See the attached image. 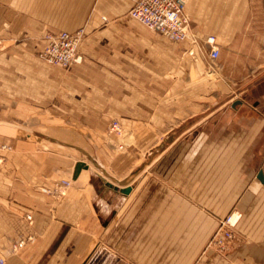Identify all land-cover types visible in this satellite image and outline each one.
Wrapping results in <instances>:
<instances>
[{"label":"crops","instance_id":"crops-1","mask_svg":"<svg viewBox=\"0 0 264 264\" xmlns=\"http://www.w3.org/2000/svg\"><path fill=\"white\" fill-rule=\"evenodd\" d=\"M135 1L0 0V244L22 242L4 264H264L258 7L189 0V35L219 48L208 60L132 19ZM78 29L77 62L38 57L46 34ZM110 118L133 138L116 157ZM68 179L62 197L44 191ZM232 212L229 249L207 248Z\"/></svg>","mask_w":264,"mask_h":264},{"label":"built area","instance_id":"built-area-1","mask_svg":"<svg viewBox=\"0 0 264 264\" xmlns=\"http://www.w3.org/2000/svg\"><path fill=\"white\" fill-rule=\"evenodd\" d=\"M189 0H136L130 10L129 16L141 23L148 29L155 31L172 42H181L191 39L192 44H199L201 52L206 53L210 60L219 56V48L215 44L214 37L208 36L204 41L199 42L189 35V18L186 13V6ZM84 36V30L78 29L72 32L60 31L57 34H46L45 45L38 57L48 65L60 68H68L79 60L78 47ZM206 47L208 48L206 50ZM188 54L193 55L189 49ZM110 131L121 134L122 127L118 121H113ZM122 148V146H119ZM69 186L68 180L56 182L52 189H46L55 196L63 194V189ZM31 218L30 215L27 216ZM239 218L235 212L228 214L220 220L206 247L213 248L220 254H224L234 240L233 228ZM22 245V242L13 245V249ZM4 260L0 257V264Z\"/></svg>","mask_w":264,"mask_h":264},{"label":"rangeland","instance_id":"rangeland-1","mask_svg":"<svg viewBox=\"0 0 264 264\" xmlns=\"http://www.w3.org/2000/svg\"><path fill=\"white\" fill-rule=\"evenodd\" d=\"M253 6L254 7H258L256 10H254V12L256 13L255 15H254V17H257L258 19H259V21H261V22H263L264 21V0H254V2H253ZM260 24V23H259ZM262 35V34H261ZM83 38H84V36H83ZM82 41H83V39H82ZM81 41V42H82ZM80 46V45H79ZM78 49H79V47H78ZM208 48L206 47V50H207ZM203 56H205V58L206 59H208V60H210L209 58H208V56L206 55V53H203ZM45 63V62H44ZM209 64L210 65H212V62H209ZM258 64H256V63H253V64H251L249 67L247 66V68H246V70H249V71H255V70H257V66ZM51 66V65H50ZM208 66V65H207ZM60 68V67H59ZM208 68H209V66H208ZM63 69H66V68H63ZM206 77L207 76H210V77H212L213 75H212V69H211V67L208 69V70H206ZM207 97V96H206ZM47 116H49L47 113H46V117ZM46 119H51V118H46ZM118 121L117 119H115V118H110V120H109V123H108V126L106 127V130H107V134H108V146H109V153H110V155H114L115 157L116 156H118V155H120V154H123V153H126L127 152V150H128V147L132 144V142H133V138H132V135L128 132V130L127 129H125V128H123L122 127V132H121V134H116L115 132H111L110 131V126H111V123L113 122V121ZM119 123V122H118ZM111 133H114L115 134V137L114 136H112V135H110ZM119 146H122V148H119ZM2 147H4V150L5 149H7L9 152H8V154H10L11 152H12V148H11V146L9 145H7V146H2ZM3 150V148L1 149V144H0V154H5L6 152H3L4 151ZM7 154V153H6ZM84 161H87L88 163H90L88 160H85L84 159ZM94 169H95V171H97V172H101L102 171V169L99 167V164H94ZM105 171L107 170V168L106 169H104ZM115 177V176H114ZM97 178V176L95 175L94 176V180H96V182L98 183L100 180L99 179H96ZM115 179V178H114ZM69 180V182L71 183V185H72V181L70 180V179H68ZM93 180V181H94ZM106 181V180H105ZM115 181V180H114ZM107 182H109V181H107ZM69 183V184H70ZM71 187V186H70ZM69 187V188H70ZM68 189V188H67ZM67 189H63V194H64V192H66V190ZM63 195H60L59 197H62ZM58 196H55V198H59ZM99 219H100V216H99ZM98 230L100 231L101 230V224H100V222H98ZM20 228H18V230H19ZM210 240V239H209ZM16 241H18V240H12L10 243H9V245L8 246H5V245H3L2 243L0 244V252H8V250L9 251H11V252H13L15 249H13V246H12V249L10 250V248H9V246H10V244L13 242V243H15ZM31 241V240H30ZM9 248V249H8ZM13 250V251H12ZM4 260V259H3ZM4 264V263H3Z\"/></svg>","mask_w":264,"mask_h":264},{"label":"water","instance_id":"water-1","mask_svg":"<svg viewBox=\"0 0 264 264\" xmlns=\"http://www.w3.org/2000/svg\"><path fill=\"white\" fill-rule=\"evenodd\" d=\"M257 178H258L262 183H264V167H263V169H261V170L258 172ZM106 185L109 186V187H111V188L114 189V190H118V191H120V192H122V193H125V194L129 193V191H130V187L118 188V186H114V185H113L112 183H110V182H106Z\"/></svg>","mask_w":264,"mask_h":264},{"label":"bare ground","instance_id":"bare-ground-1","mask_svg":"<svg viewBox=\"0 0 264 264\" xmlns=\"http://www.w3.org/2000/svg\"><path fill=\"white\" fill-rule=\"evenodd\" d=\"M80 44H81V43H80ZM80 44H79V45H80ZM56 67H57V66H56Z\"/></svg>","mask_w":264,"mask_h":264}]
</instances>
